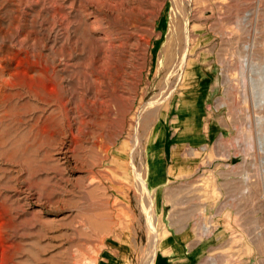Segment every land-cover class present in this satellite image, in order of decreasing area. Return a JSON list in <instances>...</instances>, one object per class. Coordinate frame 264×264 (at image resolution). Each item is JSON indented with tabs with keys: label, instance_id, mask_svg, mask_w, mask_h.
I'll use <instances>...</instances> for the list:
<instances>
[{
	"label": "rangeland",
	"instance_id": "rangeland-1",
	"mask_svg": "<svg viewBox=\"0 0 264 264\" xmlns=\"http://www.w3.org/2000/svg\"><path fill=\"white\" fill-rule=\"evenodd\" d=\"M172 252L264 264V0H0V264Z\"/></svg>",
	"mask_w": 264,
	"mask_h": 264
},
{
	"label": "crops",
	"instance_id": "crops-1",
	"mask_svg": "<svg viewBox=\"0 0 264 264\" xmlns=\"http://www.w3.org/2000/svg\"><path fill=\"white\" fill-rule=\"evenodd\" d=\"M183 252L159 253L156 264H194L193 259Z\"/></svg>",
	"mask_w": 264,
	"mask_h": 264
},
{
	"label": "bare ground",
	"instance_id": "bare-ground-1",
	"mask_svg": "<svg viewBox=\"0 0 264 264\" xmlns=\"http://www.w3.org/2000/svg\"><path fill=\"white\" fill-rule=\"evenodd\" d=\"M184 32V31H183ZM190 33H189V26H188V21L185 23V39H186V48L188 47V43H189V40H190V37H189ZM186 48L184 50V53H186ZM183 63H185L186 65L188 64V61H187V55H183ZM190 68V67H189ZM190 76V72L187 71L186 74H185V79H187L188 77ZM122 159V158H121ZM141 183V186L146 189L147 185L146 183L142 180L140 181ZM155 256L156 254H151L148 258V262L146 264H155ZM147 261V260H146Z\"/></svg>",
	"mask_w": 264,
	"mask_h": 264
}]
</instances>
